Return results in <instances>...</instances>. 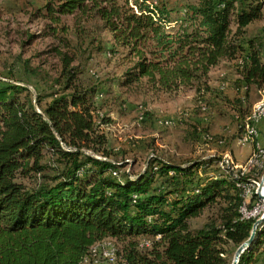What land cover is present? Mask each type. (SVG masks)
Returning a JSON list of instances; mask_svg holds the SVG:
<instances>
[{"label": "trees", "instance_id": "1", "mask_svg": "<svg viewBox=\"0 0 264 264\" xmlns=\"http://www.w3.org/2000/svg\"><path fill=\"white\" fill-rule=\"evenodd\" d=\"M147 1L133 3L137 12L127 0H54L45 9L53 23L67 16L99 23L111 35L112 53L123 49L136 58L122 87L144 79L169 91L197 84L202 100L209 70L238 53L236 90L243 95L233 104L240 106L251 87H264L263 40L242 37L262 19L261 0H198L171 31L165 6ZM27 64L26 77L35 76ZM70 64L63 63L49 92L34 99L20 84H0V264H83L105 238L124 244L123 264H228L224 248L236 250L255 221L241 219L247 195L238 185L247 186V180L202 177L200 168L212 160L183 167L154 155L130 177L110 160L94 122L95 99L106 91L93 79H79L82 71ZM249 197L247 208L259 200ZM218 203L223 207L217 218L190 228V219ZM140 238L152 240L145 254ZM263 245L264 222L238 264H255Z\"/></svg>", "mask_w": 264, "mask_h": 264}, {"label": "rangeland", "instance_id": "2", "mask_svg": "<svg viewBox=\"0 0 264 264\" xmlns=\"http://www.w3.org/2000/svg\"><path fill=\"white\" fill-rule=\"evenodd\" d=\"M127 1L137 12L133 3L141 0ZM261 1L262 19L247 26L242 37H261L264 44V0ZM53 2L54 0H0V84H20L29 90L34 99L38 92H42L41 95L49 92L45 90L59 75L63 63H71L69 68L77 67L82 71L79 79H93L101 83L106 91L95 99L97 110L94 122L97 132L107 140L106 147L112 153L110 160L118 162L122 171L130 177L143 172L151 155L183 167L212 160L209 166L200 168L199 174L202 177H242L247 180L249 194L264 195V188L260 191L257 183L250 181L263 176L264 170L252 171L247 168L249 161L255 156V150H262L264 147V116L257 125L259 142L253 139L250 142L244 140V144L239 143L240 137L243 136L244 139L245 134V127L244 133L243 127L242 132L239 129V119L244 118L243 121L247 123L256 107L264 108V87H251L240 106L233 104L234 100L243 95L236 90L241 71L239 53L220 60L209 70L203 79L206 91L203 101L199 100L197 84L169 91L153 88L144 79L130 87H122L123 75L133 66L136 58L128 56L123 49L112 53L111 35L97 22H83L76 17L67 16L61 17L58 24L53 23L45 9ZM197 2L198 0H148L147 5L165 6L171 20L166 29L171 31L177 29L186 6ZM234 32L235 25L231 22L230 33ZM25 62L36 72L35 76L26 77ZM142 113L147 114L143 122ZM166 120L171 121L170 126L164 125ZM192 130H198L200 136H190ZM206 134L208 137L204 139ZM86 153L92 155L89 151ZM221 207L223 204L218 203L202 210L197 217L189 220L190 228H199L208 220L217 218ZM255 207H264V201L257 200ZM241 214L243 215V211ZM246 219L258 220L255 217ZM101 241L91 251L94 250L96 254L104 245L116 250L114 264H123L121 256L124 244L112 238ZM137 241L141 253L145 254L152 249L151 239L140 238ZM263 247L264 245L254 253L256 259ZM224 249L227 263L231 264L235 247L228 245ZM91 258V262L83 264H92L95 256Z\"/></svg>", "mask_w": 264, "mask_h": 264}, {"label": "built area", "instance_id": "3", "mask_svg": "<svg viewBox=\"0 0 264 264\" xmlns=\"http://www.w3.org/2000/svg\"><path fill=\"white\" fill-rule=\"evenodd\" d=\"M263 116H264V109H263ZM164 125L170 126L171 121L166 120L164 122ZM257 125L258 124H252V128L256 133V142H259L257 135ZM239 143L244 144L243 136L240 137ZM247 168H249L252 171H255L256 168H263L264 170V147H262V154L261 157H259V162H252V158H251V164ZM261 177L262 176H257V179L250 180L251 182L257 183V187L259 188L260 191L261 188H264V183L260 185ZM249 200L250 197L246 196V208L245 211L243 212L241 219H246L247 217H255L256 219H261L264 215V207H255V204H253L251 208H247V206L250 205ZM115 261H116V250L108 249L107 247L102 245L101 249L96 252L95 259L92 261V264H114Z\"/></svg>", "mask_w": 264, "mask_h": 264}, {"label": "bare ground", "instance_id": "4", "mask_svg": "<svg viewBox=\"0 0 264 264\" xmlns=\"http://www.w3.org/2000/svg\"><path fill=\"white\" fill-rule=\"evenodd\" d=\"M263 107L259 106L256 107L255 112L253 113V115L251 117L248 118L247 124L245 126V134H244V139L246 142H250L253 141V139H256V133L254 131V129L252 128V124H258V122L263 118ZM258 148V147H257ZM255 156L254 158H252V162H259V157H261L262 154V150L260 148L256 149L255 151ZM249 165L251 164V160L248 163ZM259 170H262L263 168H256ZM239 179V178H237ZM239 187L243 188L245 190V194L247 196H251V194H249V188L247 186H240ZM249 186V185H248ZM257 196V195H256ZM263 199H264V195H260ZM259 199V198H258ZM246 203V202H245ZM244 207L241 209V213L242 211L244 212ZM264 217V216H263ZM250 218V217H249ZM104 246V245H103ZM98 247V246H97ZM110 247V246H109ZM111 248V247H110ZM95 249V248H94ZM96 251V250H95ZM94 250L91 251V257H94Z\"/></svg>", "mask_w": 264, "mask_h": 264}, {"label": "water", "instance_id": "5", "mask_svg": "<svg viewBox=\"0 0 264 264\" xmlns=\"http://www.w3.org/2000/svg\"><path fill=\"white\" fill-rule=\"evenodd\" d=\"M264 183V174L263 176L261 177V183L260 185H262ZM259 199L263 200L264 199L257 193ZM264 222V217L261 218V219H258L256 220L253 225H252V229H251V232H250V236L249 238L244 241L237 249L236 251L234 252V255H233V259H232V262L231 264H238L239 263V259H240V256L246 252L248 249H250V246L252 245L253 241H254V238H255V233H256V230L257 228Z\"/></svg>", "mask_w": 264, "mask_h": 264}, {"label": "crops", "instance_id": "6", "mask_svg": "<svg viewBox=\"0 0 264 264\" xmlns=\"http://www.w3.org/2000/svg\"><path fill=\"white\" fill-rule=\"evenodd\" d=\"M261 124L262 123H260V125H259V129H261ZM258 261H257V263L256 264H264V247H263V250L260 252V253H258Z\"/></svg>", "mask_w": 264, "mask_h": 264}]
</instances>
